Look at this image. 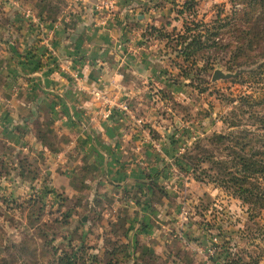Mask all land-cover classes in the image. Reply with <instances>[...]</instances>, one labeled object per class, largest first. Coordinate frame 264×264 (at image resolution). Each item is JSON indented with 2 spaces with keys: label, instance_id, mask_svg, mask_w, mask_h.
Wrapping results in <instances>:
<instances>
[{
  "label": "crops",
  "instance_id": "obj_1",
  "mask_svg": "<svg viewBox=\"0 0 264 264\" xmlns=\"http://www.w3.org/2000/svg\"><path fill=\"white\" fill-rule=\"evenodd\" d=\"M123 9L126 14L104 21L70 1L53 16L18 3L5 6L0 202L26 205L35 194H61L69 216L86 209L87 224L95 216L125 223L132 248L136 241L156 248L171 231L182 230L178 211L185 185L191 191H206L207 185L175 165L193 140L182 139L181 123L164 122L169 108L153 95L164 91L184 104L186 87L167 78L172 71L152 51L156 44L124 28L132 9ZM90 89L102 91L110 103L127 102L132 114L145 118L149 136L117 108L102 117L101 101ZM176 235L184 244L183 234Z\"/></svg>",
  "mask_w": 264,
  "mask_h": 264
},
{
  "label": "rangeland",
  "instance_id": "obj_2",
  "mask_svg": "<svg viewBox=\"0 0 264 264\" xmlns=\"http://www.w3.org/2000/svg\"><path fill=\"white\" fill-rule=\"evenodd\" d=\"M49 1L58 6L56 12L47 13L50 16L60 11L69 1L72 6L78 3L85 5L97 15L98 19H104V21H112L115 14H126L123 9L125 7L132 9V12L126 16L124 28L126 27L133 36L139 37L144 43L156 44L152 51L164 57L167 68L172 71V74L169 72L166 74H169L167 78L177 80L181 86L186 87L185 94L188 97L184 100V104L168 95L163 98L162 94L155 92L153 94L158 97L159 103L162 101V105H167L169 108L168 111L164 110L168 114L164 122L172 126L175 123L184 125L182 126L184 128L182 139L190 140L191 138L194 141L203 133L210 134L213 131L225 133L227 126L224 120L225 118L232 120V112L237 111L240 96L248 94L254 100L264 98V70H256L262 62L260 59L250 65L242 64L228 69L225 61L229 50L212 48L204 51L206 54L208 52L212 58L216 57L205 72L201 70L204 64L202 59H197L196 65L193 66L183 61L178 46H175L172 39H175L176 34L183 28L184 16L178 15L175 9L184 0ZM32 2L34 6L25 8L35 12L41 10V0H32ZM17 3L20 4L19 0H0L1 22L4 21L1 13L5 6ZM239 7V3L233 4L232 0H196V15L191 20L203 21L205 23L203 29L207 28L211 31L212 28L213 31L215 30L213 27L229 21L232 12ZM135 13L143 14L144 19L140 22L136 21ZM167 22L169 24H166ZM150 25H155L159 28V33L167 36H158V32L150 30ZM221 31L224 33L217 36L219 42L231 44L234 38L232 26L228 24L222 27ZM240 68L251 69L235 78L216 81L211 79L215 69L234 72ZM180 69L188 70L191 74L189 77L193 79L189 80L181 76ZM253 71L254 73H251ZM153 95L151 96L154 97ZM142 118L145 120L144 117ZM236 118L233 120L235 121ZM244 121L243 119L242 123ZM175 165L178 167L176 162ZM203 184L207 185L206 191H203V188L191 191L192 189L188 190V187L186 189L185 185L179 199L178 222L182 230L180 228L176 234L182 233L185 237L187 229L190 230L189 233L187 232L188 236L185 237L187 241L184 239L186 244H176L173 248L179 251L181 264H225L228 246L232 247L230 258L233 257L235 251L239 252L238 255H243L246 261L251 255H262L258 264H264V210L250 217L247 206L235 198L229 190L209 181ZM39 195H41L42 210H39V203L33 207L24 208L22 204L10 207L8 203L0 202V256L9 259L8 256L13 257L20 253V259L25 258L27 262H35L33 264H56L53 261L51 247H56L57 250L68 247L75 249L82 239H85L86 243L96 244V233H98L96 229L95 233L90 234L88 225H83L82 231L86 233L81 235L79 220L81 221L83 217L87 219L86 209H79L80 211L74 217L69 216L68 224L59 223L55 219L59 218L62 211L69 215L68 208L64 206L61 199L55 198L56 195L49 197V200L46 193ZM50 201L55 203L51 204ZM181 211L186 212V219L180 215ZM76 226L79 228L77 229ZM51 238L52 240L49 241ZM213 238L216 240L214 241ZM68 243L71 244L68 246ZM20 248L25 249L23 257ZM207 248H212L213 253L206 254ZM144 250L143 246L141 252ZM31 252L36 257H32ZM151 263L162 264L163 260L155 259Z\"/></svg>",
  "mask_w": 264,
  "mask_h": 264
},
{
  "label": "trees",
  "instance_id": "obj_3",
  "mask_svg": "<svg viewBox=\"0 0 264 264\" xmlns=\"http://www.w3.org/2000/svg\"><path fill=\"white\" fill-rule=\"evenodd\" d=\"M232 1L233 4L239 3L240 7L232 12L229 21L213 27L215 29L213 31L212 28L211 31L207 28L203 29L205 25L203 21L191 20L196 15V0H184L175 9L176 13L184 18L182 30L172 41L175 42V46H178L184 62L193 66L200 58L204 62L201 70L205 72L216 57L212 58L208 52L206 54L204 51L212 48L227 49L229 55L225 64L228 69L242 64L250 65L260 59L262 62L256 70H264V0ZM19 2L23 7L34 6L32 0H19ZM41 2L40 9L46 13L58 10V6L51 4L49 0H41ZM228 24L232 26L234 38L231 44H223L219 42L217 36L224 33L221 28ZM149 28L151 31L158 32V36H167L159 33V28L155 25H150ZM180 71L181 76L189 80L193 79L189 77L191 74L188 70L180 69ZM161 93L163 97H167L166 92ZM232 115V120L226 118L224 120L227 132L203 133L178 155L175 162L188 177L200 182H213L229 190L235 198L247 206L248 215L251 217L264 210V98L254 100L248 94L240 96L237 111H233ZM237 116L240 117L237 119ZM243 119L244 123H242ZM56 196L65 204V196L61 194ZM40 202L41 195L35 194L26 201V205L22 203V207H33L39 203V210H42L43 206ZM5 203H8L10 207L18 204L7 200ZM74 210L75 214L80 211L77 208ZM62 212L55 221L68 224L69 215ZM88 219L89 216L85 220H79L81 235L85 232L82 231L83 225H88L90 234L95 233L96 229L98 231L96 244L86 243L85 239H82L75 249L68 247L57 250L56 247H51L53 261L56 264H128L129 262L152 264L151 261L155 259H162V264L182 263L179 259V251L173 249L174 245L181 243L176 230L171 231L170 238L164 245L156 248L147 246L141 252L143 245L138 241L132 248L131 240L128 238L127 224L106 222V219L99 216L92 217V222L87 224ZM76 228L79 227L76 226ZM51 240L52 238L49 241ZM70 244L68 243V246ZM231 248L230 246L227 248L225 264H258L262 256L251 255L246 261L243 255H238L239 252L235 251L230 258ZM20 251L23 257L25 249L20 248ZM31 255L36 257L32 252ZM20 257V253L13 257L8 256L9 259L0 256V264L35 263L27 262L25 258L20 259Z\"/></svg>",
  "mask_w": 264,
  "mask_h": 264
},
{
  "label": "built area",
  "instance_id": "obj_4",
  "mask_svg": "<svg viewBox=\"0 0 264 264\" xmlns=\"http://www.w3.org/2000/svg\"><path fill=\"white\" fill-rule=\"evenodd\" d=\"M76 80H78V77ZM89 93L93 96V98L96 101H101L100 113H101L102 117H104V118L110 117L113 114V111L117 108L126 117L130 118L135 123L139 133H142V134L144 133L146 136H149L148 130L144 127L145 126L144 125L145 124L144 119L142 117H137L134 114H132L131 109H130L127 102L116 101L114 103H110L102 91L95 90V89L94 90L90 89ZM155 146L157 147V145H155ZM49 197H55V196H50V194H49L47 196L48 200H49ZM55 198H57V197H55ZM53 203H55V202H51V204H53ZM185 214H186V212L181 211L180 215L183 216V219H186ZM180 225H181V223H180ZM213 240L215 241L216 238H213ZM211 249L212 248H207L205 250L206 254H209V255L212 254L214 250L213 249L211 250Z\"/></svg>",
  "mask_w": 264,
  "mask_h": 264
},
{
  "label": "water",
  "instance_id": "obj_5",
  "mask_svg": "<svg viewBox=\"0 0 264 264\" xmlns=\"http://www.w3.org/2000/svg\"><path fill=\"white\" fill-rule=\"evenodd\" d=\"M251 69V68H249ZM249 69H245V68H240L235 70L234 72H224L220 69H215L212 73L211 79L212 81H216L219 79H229V78H235L237 76H239L241 73H243L244 71H247ZM86 218L83 217V220H85Z\"/></svg>",
  "mask_w": 264,
  "mask_h": 264
}]
</instances>
